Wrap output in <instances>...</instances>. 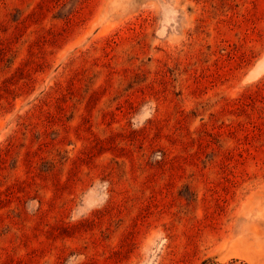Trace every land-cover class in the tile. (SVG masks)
Instances as JSON below:
<instances>
[{
  "label": "rangeland",
  "instance_id": "rangeland-1",
  "mask_svg": "<svg viewBox=\"0 0 264 264\" xmlns=\"http://www.w3.org/2000/svg\"><path fill=\"white\" fill-rule=\"evenodd\" d=\"M0 264H264V0H0Z\"/></svg>",
  "mask_w": 264,
  "mask_h": 264
}]
</instances>
